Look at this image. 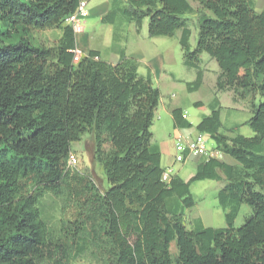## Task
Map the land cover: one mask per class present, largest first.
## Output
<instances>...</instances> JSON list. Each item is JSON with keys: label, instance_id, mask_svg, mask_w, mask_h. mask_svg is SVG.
<instances>
[{"label": "trees", "instance_id": "trees-1", "mask_svg": "<svg viewBox=\"0 0 264 264\" xmlns=\"http://www.w3.org/2000/svg\"><path fill=\"white\" fill-rule=\"evenodd\" d=\"M79 2L0 0L7 31L0 33V264H71L90 249L99 264H264V8L256 12L254 0H111L104 24L121 14L137 32L147 20L150 39L180 32L183 64L196 71L188 91L202 84L200 57L206 54L218 66V92L259 98L245 123L251 137L239 135L238 127L221 133L218 109L196 126L238 166L210 159L189 181L172 176L165 183L150 131L160 92L123 53L114 65L97 51L73 62L76 34L65 21ZM193 15L198 33L191 50L185 17ZM59 27L53 48L36 47L27 37L30 30ZM14 31L17 39L6 44ZM171 115L175 128H190L180 110ZM88 131L109 185L103 194L66 171L70 145ZM222 179L217 201L226 210V226L188 230L184 210L195 205L190 184ZM65 192L78 211L53 239L39 199ZM242 205L251 215L235 228Z\"/></svg>", "mask_w": 264, "mask_h": 264}, {"label": "rangeland", "instance_id": "rangeland-1", "mask_svg": "<svg viewBox=\"0 0 264 264\" xmlns=\"http://www.w3.org/2000/svg\"><path fill=\"white\" fill-rule=\"evenodd\" d=\"M192 7L199 9L197 3L191 2ZM118 6V4H114ZM191 29L190 48H195L198 29L196 26V17L188 16ZM83 29L89 35L91 49L100 52L103 61L108 62L109 51L113 45L120 44L123 49L131 52L141 49L144 53L145 61H151L155 78H152V84L161 94V101L171 109L177 108L187 118L186 122L190 128L179 130L174 127L171 115L162 110V104L157 107L156 114L152 126L150 128L152 139V147L160 141H169L174 148L175 139L179 135L194 138L199 133L196 130L198 123L215 109L220 111V122L223 126L221 133L233 127L237 128V133L244 137H251L252 131L245 123L252 116L251 102L258 103L257 97H247L245 99L238 98L233 92H218L215 88V79L218 73L217 64L212 61L206 54L200 57L199 69L202 71V84L195 91H188L187 85L195 81L196 71L189 69L183 64V56L179 45L180 32H176L173 38H152L147 35V20L142 24L139 32L130 30L136 29L130 24L127 18L118 14L114 24H104L95 13L88 15L83 24ZM83 31V30H82ZM81 31V32H82ZM7 32L5 27L0 24V33ZM10 39L5 43H14L19 32H9ZM27 37L31 42L40 48H53L57 45L61 38V28H54L44 31L30 30ZM89 40V39H88ZM1 41V36H0ZM79 45L84 44V39L80 33L76 36ZM79 57L83 55L80 53ZM142 72V66H140ZM201 103V107L195 104ZM166 107V108H167ZM165 108V110H166ZM229 135V133L227 132ZM206 139V145L215 148V142L208 134H203ZM70 153L73 154L77 163L74 167H66L68 174H77L81 177L89 179L96 187L99 194H103L109 185L103 174L101 165L96 158V144L94 134L91 131L84 133L80 139L70 145ZM104 150H108L105 145ZM164 158V157H163ZM167 159H163V164ZM195 164L188 161L185 164L176 163L172 168V176H177L187 182L195 174ZM223 183L219 181L203 180L190 184V194L195 202L193 208L184 210V219L188 230L200 229L201 227L219 229L226 226L225 213L226 210L218 205L217 193L222 188ZM76 200L67 192L60 195L52 193H44L39 199L38 208L41 217L45 222L49 236L56 239L60 236L62 224L66 221H73L77 213ZM228 210V209H227ZM251 215V209L247 205H242L239 209L237 217L234 221V227L239 228L244 220ZM93 252V251H92ZM91 249L84 255L74 260L71 264H99L101 259L97 253L95 258ZM172 256L176 255L175 245L170 248ZM105 259V256L102 258Z\"/></svg>", "mask_w": 264, "mask_h": 264}, {"label": "crops", "instance_id": "crops-1", "mask_svg": "<svg viewBox=\"0 0 264 264\" xmlns=\"http://www.w3.org/2000/svg\"><path fill=\"white\" fill-rule=\"evenodd\" d=\"M80 1L87 2L89 15H91L92 13H95L96 16H98V18H100V20L102 19V17L104 15H106L109 12V10L111 8V0H80ZM263 8H264V0H254V10L256 12H261L263 10ZM84 30L85 29H83V31L80 34L82 35L85 43L79 45L76 41V50H78L82 55H85L89 51H97L99 53L98 58L100 60H102L100 52L96 49H91L89 47L90 44H86V42L90 41V37L88 34H86V32H85L86 30L85 31ZM130 31L137 32L136 29H133ZM76 36H77V34L75 35V40H76ZM108 51H109L108 63H110L112 65L116 64L118 62L120 56L123 53L127 58L133 59L136 62L137 67H138L137 72H138L140 77H143V78L149 77L151 79V81L153 80L152 78L156 77V75H154V71L152 68L151 61H150V63L145 61L144 53L141 49H138L136 47L135 50L128 52L125 49H123L122 45L117 44V45H113V48L108 49ZM200 62L202 63V61H200ZM140 66H142V72H141ZM218 74H219V70H218V73L216 75V79L218 77ZM216 79H215V84H216ZM215 88H216V85H215ZM220 92H226V91H220ZM231 92H233V91H231ZM161 100L162 99H161V94H160L159 104L160 103L162 104V107H163L162 110L168 112L170 115H171L173 110H177V108L171 109L170 107H167ZM257 101H259L258 97H257ZM165 108H166V110H165ZM155 114H156V112H155ZM171 118H172V115H171ZM186 120H187V118H186ZM176 129L185 130L186 128L176 127ZM226 135H228V134L226 133ZM228 136H233V135H231L229 133ZM156 148L159 150L160 155H161V167L164 169L165 172H170L169 175H170V177H172V175H171L172 168H173V166H175L176 163H174V161H173L174 149H173V146L171 145V142L160 141L156 144ZM216 151H218V150L216 149ZM218 152H219V154L214 156L213 160L223 162L226 165L231 166V167L232 166L233 167L238 166V164L234 160L227 157L226 155H224L220 151H218ZM163 157L165 159H167V162L165 164H163V159H164ZM188 161H193L195 164V168H196L199 164H201L202 162H205V158H190V159L186 160L184 163H179V164H185ZM219 182H222L223 186H224V180L223 179ZM201 228H207V227H204V225H203V227H201Z\"/></svg>", "mask_w": 264, "mask_h": 264}, {"label": "built area", "instance_id": "built-area-1", "mask_svg": "<svg viewBox=\"0 0 264 264\" xmlns=\"http://www.w3.org/2000/svg\"><path fill=\"white\" fill-rule=\"evenodd\" d=\"M89 15L87 2L80 1L76 11L71 14L65 21V24L70 26L75 34L81 33L83 30V24ZM74 54L73 62L77 63L80 59L78 50L72 51ZM184 120L186 116L181 115ZM174 163H184L190 158H205V161L213 159L219 152L215 148H208L206 145V139L202 134H198L196 137L191 138L184 135H179L175 139L174 144ZM77 163L76 157L69 153L67 158L66 167H74ZM170 172H164L162 175V181L167 183L170 180Z\"/></svg>", "mask_w": 264, "mask_h": 264}]
</instances>
